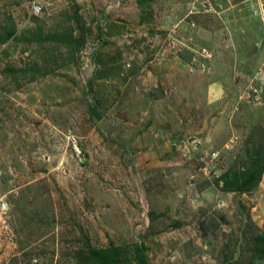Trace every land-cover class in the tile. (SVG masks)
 Returning <instances> with one entry per match:
<instances>
[{"label": "rangeland", "instance_id": "obj_1", "mask_svg": "<svg viewBox=\"0 0 264 264\" xmlns=\"http://www.w3.org/2000/svg\"><path fill=\"white\" fill-rule=\"evenodd\" d=\"M262 234L248 2L0 0V264H250Z\"/></svg>", "mask_w": 264, "mask_h": 264}, {"label": "trees", "instance_id": "obj_2", "mask_svg": "<svg viewBox=\"0 0 264 264\" xmlns=\"http://www.w3.org/2000/svg\"><path fill=\"white\" fill-rule=\"evenodd\" d=\"M59 40L64 41L65 39L59 37ZM92 111L98 114L96 107H93ZM247 173L250 179L256 176L254 173L251 174V172L248 171ZM253 245L254 249L250 264H264V234L257 235ZM128 251V246H108L104 248H90L88 253L90 256L89 259L95 264H132L128 263L130 259ZM132 255L138 260V264H145V245L141 244L136 247Z\"/></svg>", "mask_w": 264, "mask_h": 264}, {"label": "built area", "instance_id": "obj_3", "mask_svg": "<svg viewBox=\"0 0 264 264\" xmlns=\"http://www.w3.org/2000/svg\"><path fill=\"white\" fill-rule=\"evenodd\" d=\"M244 1L248 2L253 14H255L259 18L260 23L264 28V0H244ZM41 9H42L41 6L38 5L36 2L32 3V12L34 14H40Z\"/></svg>", "mask_w": 264, "mask_h": 264}]
</instances>
